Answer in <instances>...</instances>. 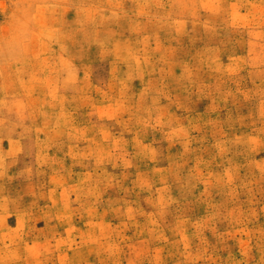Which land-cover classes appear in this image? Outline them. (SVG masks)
I'll list each match as a JSON object with an SVG mask.
<instances>
[{"label": "rangeland", "instance_id": "obj_1", "mask_svg": "<svg viewBox=\"0 0 264 264\" xmlns=\"http://www.w3.org/2000/svg\"><path fill=\"white\" fill-rule=\"evenodd\" d=\"M0 264H264V0H0Z\"/></svg>", "mask_w": 264, "mask_h": 264}]
</instances>
